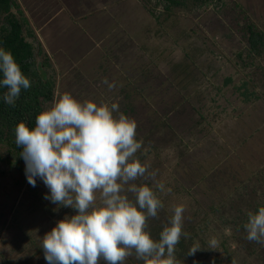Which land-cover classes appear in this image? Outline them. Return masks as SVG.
<instances>
[{"label": "rangeland", "instance_id": "374dc122", "mask_svg": "<svg viewBox=\"0 0 264 264\" xmlns=\"http://www.w3.org/2000/svg\"><path fill=\"white\" fill-rule=\"evenodd\" d=\"M142 2L149 14L140 33L133 25L113 30L110 46H90L88 62L74 65L48 51L40 0H16L11 12L27 19L23 33L42 80L54 79L53 99L68 91L81 101L118 102L120 111L129 106L125 115L142 142L136 156L147 166L129 183L152 186L168 221L174 206H185L177 264H264V243L249 241L237 225L264 201V50L249 51L245 30L251 23L264 34V9L244 0L168 10L159 0ZM5 20L0 13V26ZM53 99L42 100V110ZM8 150L0 143V264H48L43 237L76 210L46 200L49 189L39 178L28 182L23 158L20 167L2 159H17ZM124 264L145 262L133 251Z\"/></svg>", "mask_w": 264, "mask_h": 264}, {"label": "clouds", "instance_id": "9594fccd", "mask_svg": "<svg viewBox=\"0 0 264 264\" xmlns=\"http://www.w3.org/2000/svg\"><path fill=\"white\" fill-rule=\"evenodd\" d=\"M103 83L115 86L107 78ZM30 87L11 51L0 47L4 102L14 105L21 90ZM15 143L22 149L28 182L35 186L39 178L49 189L46 200L76 210L43 237L48 264H99L101 258L106 264H124L133 251L145 264H177L175 247L186 235L185 206H174L159 239L153 238L147 220L164 203L152 186L129 183L144 177L147 166L136 156L142 146L137 123L120 111L118 102L81 101L66 91L37 114L34 127L17 124ZM155 187L165 189L163 183ZM244 227L249 241L264 243V206L248 213ZM210 243L214 247L216 241Z\"/></svg>", "mask_w": 264, "mask_h": 264}, {"label": "crops", "instance_id": "0c3cea01", "mask_svg": "<svg viewBox=\"0 0 264 264\" xmlns=\"http://www.w3.org/2000/svg\"><path fill=\"white\" fill-rule=\"evenodd\" d=\"M142 1L40 0L46 13L39 22L41 35L48 51L60 62L86 64L90 46L103 52L113 30L133 25L136 32H141L143 20L149 14ZM244 1L264 9V0Z\"/></svg>", "mask_w": 264, "mask_h": 264}, {"label": "trees", "instance_id": "16d2710c", "mask_svg": "<svg viewBox=\"0 0 264 264\" xmlns=\"http://www.w3.org/2000/svg\"><path fill=\"white\" fill-rule=\"evenodd\" d=\"M159 1L163 3L167 10L171 9V7H182L189 1L192 5H203L206 3V0ZM15 6H17L16 0H0V13L6 14V24L0 26V47L11 51L24 74L30 79L31 87L26 90H21L20 96L14 105H9L4 102L3 93L7 89L0 88V143H3L8 147L10 154L13 152L17 155V159L12 161L9 155L3 157L2 159L5 161L7 160L8 164L14 162L17 167H20L18 163L22 161V157L19 155L22 149L15 143V128L21 121L26 122L29 127L35 126V118L37 114L42 111L41 101H51L54 97L52 88L54 79L49 78L48 80L43 81L40 77L34 60V46L23 33L24 25L26 24L27 19L23 18L21 21L15 16V13L11 12V8ZM245 30L248 32L249 51L254 50L257 53H262L264 50V34L262 32L255 31L251 23L245 24ZM230 81L231 77L229 76L226 78V83ZM128 109L129 106L127 105L124 109H121V111L126 114ZM261 170H263V168L259 169V178L264 176V173ZM129 198L134 199L133 193L129 196ZM260 206H264V201L263 203H260L254 211H256ZM1 215L2 213L0 216ZM247 221L248 215L242 218L237 225L240 227L244 226ZM168 223V218H164L161 213H158L156 217L148 218L147 229L150 231L153 238L159 239L160 232ZM185 242L186 238L182 235L175 248L184 247Z\"/></svg>", "mask_w": 264, "mask_h": 264}]
</instances>
